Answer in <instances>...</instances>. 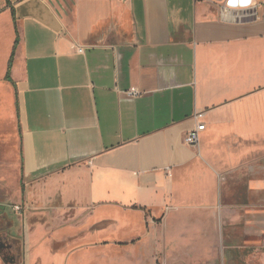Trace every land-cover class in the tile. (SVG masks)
<instances>
[{
    "label": "crops",
    "instance_id": "0c3cea01",
    "mask_svg": "<svg viewBox=\"0 0 264 264\" xmlns=\"http://www.w3.org/2000/svg\"><path fill=\"white\" fill-rule=\"evenodd\" d=\"M237 16L208 0H0V156L36 181L32 200L85 215L56 264L98 247L264 264V6Z\"/></svg>",
    "mask_w": 264,
    "mask_h": 264
},
{
    "label": "rangeland",
    "instance_id": "374dc122",
    "mask_svg": "<svg viewBox=\"0 0 264 264\" xmlns=\"http://www.w3.org/2000/svg\"><path fill=\"white\" fill-rule=\"evenodd\" d=\"M35 182L34 179L21 175L20 164L14 161V158L4 154L0 156V202L5 204L7 210L6 239L3 244L9 248L5 252L8 263L10 257L13 259L11 264H56L55 255L62 252L68 241L62 233L63 228L69 223H77L85 216L76 214L73 208L62 207L54 201L42 204L32 200L30 192ZM91 245L93 243L87 242L82 246ZM101 245H104L103 238L98 241V246ZM144 256L132 259L126 251L98 247V257H90V260L86 259L85 262L153 264L150 257ZM73 262L76 264L83 261L77 256Z\"/></svg>",
    "mask_w": 264,
    "mask_h": 264
},
{
    "label": "built area",
    "instance_id": "2783aa9c",
    "mask_svg": "<svg viewBox=\"0 0 264 264\" xmlns=\"http://www.w3.org/2000/svg\"><path fill=\"white\" fill-rule=\"evenodd\" d=\"M219 9L220 19H233L238 18L237 13L242 10H254L257 6H264V0H208ZM247 17H254V13H250ZM83 49L79 48L78 51ZM124 93L130 97H136L140 94L137 89L130 88ZM203 116L202 112L195 114L197 119L196 126L187 131L184 135V142L190 146H195L199 141V134L205 128V123L201 120Z\"/></svg>",
    "mask_w": 264,
    "mask_h": 264
},
{
    "label": "flooded vegetation",
    "instance_id": "af4514ba",
    "mask_svg": "<svg viewBox=\"0 0 264 264\" xmlns=\"http://www.w3.org/2000/svg\"><path fill=\"white\" fill-rule=\"evenodd\" d=\"M0 205H4V209L0 208V264H11L13 259L12 257L9 258V263H8V258L6 256V252L5 250L9 249L6 246H4L3 243H5V239H6V206L5 204L0 202ZM16 264V263H15Z\"/></svg>",
    "mask_w": 264,
    "mask_h": 264
},
{
    "label": "trees",
    "instance_id": "16d2710c",
    "mask_svg": "<svg viewBox=\"0 0 264 264\" xmlns=\"http://www.w3.org/2000/svg\"><path fill=\"white\" fill-rule=\"evenodd\" d=\"M16 41H17V39H16ZM11 59H12V57L10 58L9 63H8V70H7V74H6V78L7 79H10V76H9V66L11 64Z\"/></svg>",
    "mask_w": 264,
    "mask_h": 264
},
{
    "label": "water",
    "instance_id": "95a60500",
    "mask_svg": "<svg viewBox=\"0 0 264 264\" xmlns=\"http://www.w3.org/2000/svg\"><path fill=\"white\" fill-rule=\"evenodd\" d=\"M0 208H1V209H4V205H0Z\"/></svg>",
    "mask_w": 264,
    "mask_h": 264
}]
</instances>
